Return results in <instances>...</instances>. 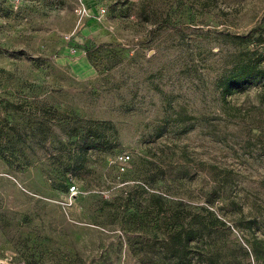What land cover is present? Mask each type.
<instances>
[{
	"label": "rangeland",
	"instance_id": "obj_1",
	"mask_svg": "<svg viewBox=\"0 0 264 264\" xmlns=\"http://www.w3.org/2000/svg\"><path fill=\"white\" fill-rule=\"evenodd\" d=\"M258 70L264 0H0V264H264Z\"/></svg>",
	"mask_w": 264,
	"mask_h": 264
},
{
	"label": "trees",
	"instance_id": "obj_2",
	"mask_svg": "<svg viewBox=\"0 0 264 264\" xmlns=\"http://www.w3.org/2000/svg\"><path fill=\"white\" fill-rule=\"evenodd\" d=\"M262 77H264V70H258L256 71L253 75L251 76H247L244 73H242V71H240L239 73H237L234 77V79H232L230 82H228L229 84L222 86L221 88V95H223V93L225 92V90L227 89H236L237 87H239L242 83H245L247 80H260ZM88 145H85V147H87ZM189 233H186L184 230H180L176 233L175 238H174V245L177 247H185L188 242L191 241V239L189 238ZM255 257V255H254ZM255 260H257V257H255Z\"/></svg>",
	"mask_w": 264,
	"mask_h": 264
},
{
	"label": "built area",
	"instance_id": "obj_3",
	"mask_svg": "<svg viewBox=\"0 0 264 264\" xmlns=\"http://www.w3.org/2000/svg\"><path fill=\"white\" fill-rule=\"evenodd\" d=\"M10 1L14 5V7L18 6V4L20 2V0H10ZM128 161H129V157L125 153H122L116 157L115 164H116L119 172H123L127 168ZM74 188H75L74 186H70L68 188V191L72 192V191H74Z\"/></svg>",
	"mask_w": 264,
	"mask_h": 264
}]
</instances>
